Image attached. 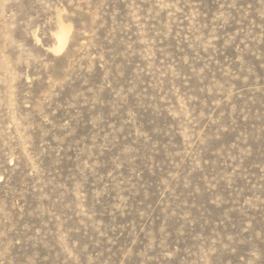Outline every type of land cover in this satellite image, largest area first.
Returning <instances> with one entry per match:
<instances>
[{"label": "rangeland", "instance_id": "1", "mask_svg": "<svg viewBox=\"0 0 264 264\" xmlns=\"http://www.w3.org/2000/svg\"><path fill=\"white\" fill-rule=\"evenodd\" d=\"M0 264H264V0H0Z\"/></svg>", "mask_w": 264, "mask_h": 264}, {"label": "bare ground", "instance_id": "2", "mask_svg": "<svg viewBox=\"0 0 264 264\" xmlns=\"http://www.w3.org/2000/svg\"><path fill=\"white\" fill-rule=\"evenodd\" d=\"M58 44L60 47H63V45L66 42V33L64 31H59L57 34Z\"/></svg>", "mask_w": 264, "mask_h": 264}]
</instances>
